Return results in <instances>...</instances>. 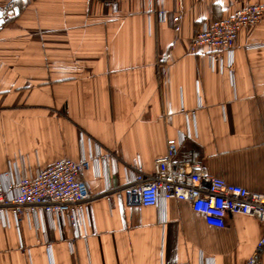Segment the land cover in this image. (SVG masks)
Wrapping results in <instances>:
<instances>
[{"label": "crops", "instance_id": "0c3cea01", "mask_svg": "<svg viewBox=\"0 0 264 264\" xmlns=\"http://www.w3.org/2000/svg\"><path fill=\"white\" fill-rule=\"evenodd\" d=\"M252 5L264 0H0V183L107 156L82 175L97 199L77 229L0 216V264L249 260L256 218L215 228L188 202L127 208L124 187L191 130L211 176L264 194V18L240 31L232 58L193 45L202 24Z\"/></svg>", "mask_w": 264, "mask_h": 264}, {"label": "built area", "instance_id": "2783aa9c", "mask_svg": "<svg viewBox=\"0 0 264 264\" xmlns=\"http://www.w3.org/2000/svg\"><path fill=\"white\" fill-rule=\"evenodd\" d=\"M160 16L163 19L165 14L161 12ZM263 18L264 5L238 9L229 18L202 24L193 45L224 50L231 57L240 31L258 25ZM195 137V132L190 130L169 139L166 155L155 162L153 174L131 171L124 187L125 206L139 209L177 200L188 202L210 227L224 228L226 220L236 215L250 216L264 224V194L211 176L201 164V152L189 147ZM106 157L99 153L78 162L61 159L42 168L36 177L23 176L8 185L0 183V216L11 212L21 222L26 214L43 215L60 218L77 229L85 208L97 199L82 175L92 162L105 161ZM254 250L245 264H264V234Z\"/></svg>", "mask_w": 264, "mask_h": 264}, {"label": "water", "instance_id": "95a60500", "mask_svg": "<svg viewBox=\"0 0 264 264\" xmlns=\"http://www.w3.org/2000/svg\"><path fill=\"white\" fill-rule=\"evenodd\" d=\"M5 21H6V16L4 12L0 11V27L4 25Z\"/></svg>", "mask_w": 264, "mask_h": 264}]
</instances>
